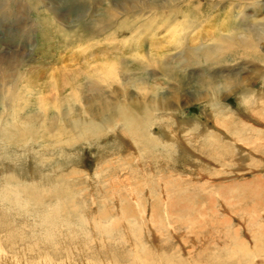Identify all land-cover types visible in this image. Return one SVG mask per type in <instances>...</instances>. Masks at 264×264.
I'll list each match as a JSON object with an SVG mask.
<instances>
[{
    "label": "rangeland",
    "instance_id": "1",
    "mask_svg": "<svg viewBox=\"0 0 264 264\" xmlns=\"http://www.w3.org/2000/svg\"><path fill=\"white\" fill-rule=\"evenodd\" d=\"M41 1L50 10L45 12L28 0H0V64L29 69L27 73L25 71V76L22 75L26 78L20 82L22 86L31 88L34 94L25 114L42 113L36 103L39 96L44 97L46 106L45 112L31 126L25 122L24 112H18V106L15 105L16 110L3 108L0 102V243L3 252L17 257L20 252H26V260L41 262L38 252L47 251L58 262L64 260L63 255L67 251L77 255L79 245L82 250L95 251L96 241L106 238L107 251L114 254L127 249L123 240L125 228L130 230L127 233L136 237L134 239L138 241L140 238L139 246L149 247V241L146 240L147 243L144 238L149 236L151 239L153 224L164 235L162 243L157 244L160 250L165 251L169 249L168 244L171 247L176 245H173L172 236L167 234L159 220L160 214L168 208H158L156 222H150L151 202L144 204V200L149 189L154 190L155 186L176 185V190L171 187L165 189L168 200L176 201L168 205L171 206L169 210L180 212L172 214L170 220L179 223L175 228L177 232H196L192 252L194 257L207 263V257H203L204 251H223L242 239L248 244L250 255L238 264H252L255 258L264 257V251L256 247V236L264 231V140L250 138L245 141L253 151L248 158L234 153L202 152L208 153L216 163L209 170L199 167L206 177L194 173L187 163L181 165L175 155H168V152H141L144 162L142 173L132 152H120L115 146L118 140L112 134L111 121L107 119L109 122H106V118H103V122L101 118L94 122L90 114L83 111L85 108L79 95L81 90L82 97L102 101L110 95L111 99L110 91L119 86L100 82L97 71L104 64L109 69L118 68L117 73L124 65L128 73L140 77L144 74L143 78L151 88L155 87V80L158 84H166L159 85V92H156L168 94L176 91L177 95L183 97L182 103L186 105L184 113L175 116L177 125L183 126L186 122L192 123L193 119L198 120L200 116L207 122L203 116L205 105L195 104L205 89L201 83L211 79L210 83L219 85L232 70L226 68L227 65L213 67L205 64L202 65L204 67L185 72L182 69L173 70L171 63L173 67L181 60L161 59L160 56L178 55L176 53L179 51L171 48L176 47L174 42L180 38L175 40L162 30L157 31L153 39L147 36L150 30L140 28L139 24L129 30H119L121 28L115 24L103 32H94L92 21L100 13L110 11L109 8L115 5L122 10L127 7L128 10H137L142 7L137 0ZM141 1L144 2V9L154 7L151 11L160 16L159 20L166 17L170 25L180 24L182 27V22H188L194 27L187 29L189 35L184 39L187 42L196 34V29L209 30L213 27L212 31L217 29L222 33L240 26L236 17L245 11L247 4L243 0L238 2L233 9L235 20L230 21L227 28L229 6H222L224 4L218 7L208 1L197 4L192 0L189 7L193 6L182 10L184 6L181 0ZM195 5L199 7L198 11L193 9ZM157 8L163 9L160 12L155 10ZM172 8L178 10V14L168 13ZM120 9L116 12L124 14ZM248 11L251 15V10ZM261 11L257 15L260 19L264 17V9ZM148 12L149 9H146L145 13ZM128 14L133 13L127 12L125 15ZM197 18L199 21H196ZM260 19H257L258 23ZM155 20L157 22L153 25H159L157 17ZM108 23L111 25V20ZM197 23L200 24L197 26ZM154 28L151 29L154 31ZM184 41L181 44L186 43ZM154 43L167 49V53H155L151 47ZM18 61L25 66L19 65ZM157 61H163V65H149V62ZM230 64L228 66L233 65ZM164 65H169L168 70ZM238 68L236 72L239 75H247L245 66ZM14 72L20 73L17 69ZM166 73L172 80L163 77ZM27 78L32 79L28 81L30 84ZM260 83L254 89H260ZM135 85L137 89H130L134 93L143 92L146 97L151 95ZM228 104L234 109L238 108L234 97ZM95 105L92 103V110L97 109ZM174 124L169 127L173 125L176 128ZM210 125L215 127L214 123ZM26 126L32 128L31 132H27ZM162 129L163 126H156L152 132L158 136ZM146 184L147 187H144ZM161 188L156 192V199L163 194ZM226 221H230V224ZM192 222L195 223L190 228L183 226ZM180 224L183 227L180 228ZM236 229H240L239 239L225 241L228 233L232 234ZM246 232L251 241H248ZM188 239L191 242L192 237ZM201 242L205 243L204 246L200 245ZM92 260L95 261L94 258ZM129 260L131 257H127Z\"/></svg>",
    "mask_w": 264,
    "mask_h": 264
},
{
    "label": "bare ground",
    "instance_id": "2",
    "mask_svg": "<svg viewBox=\"0 0 264 264\" xmlns=\"http://www.w3.org/2000/svg\"><path fill=\"white\" fill-rule=\"evenodd\" d=\"M28 1L29 2L32 1L35 7L37 5L40 7V9H43V11L45 10V12L50 10L41 0H28ZM177 1L180 0H171V2H177ZM195 1L196 2L194 3L197 4L208 1L212 4L215 3V5H217L218 7L220 6V4L221 5L224 4L222 6L225 5L229 6L228 8L229 11L227 14L228 16V21L226 25L227 28L229 27V22L235 20L233 16L234 14L233 9L235 8V6L238 5V2H240V0H195ZM243 1L247 2L245 6L246 7L245 11L242 12V14L240 13L241 15L236 17V20L239 21L240 26L237 27L234 26L231 29H227L223 31L222 33L216 31L217 29L212 31L213 27L212 29L210 28L209 30H207V28L205 29L201 28L199 31L196 29L197 31L196 34L193 35V37H191L188 42L187 40L184 41L185 37L189 35L187 29H190V27H192L188 22L181 21L182 22V27H181L180 24L170 25L169 23H167L168 21L166 17H162L159 20L160 16L156 15L151 11L152 9H154V7L148 6L144 9V2H142L141 0H137V2L141 3L142 5V7L140 8L138 7L139 9L137 10H135L134 8L128 10L129 7L127 6H126L127 8H124L122 10L115 5L114 8L113 7L109 8L110 11L103 12L104 14L100 13L95 19L92 18L93 19L92 22L94 24L93 27H95V31L94 30L93 31L95 33L96 30H102L103 32L104 29H108V26L112 27L115 24L116 27L121 28L119 30H129L130 28H132V26L135 27L137 24H139L140 28L145 27L147 30H150L149 35L147 34L146 35L148 37H151L152 39L156 38L157 36L156 32L157 31L159 32L161 30L168 35L171 34L172 38H174L175 40L176 38H180V40L174 42L176 44V47L171 48V50L175 49L179 51L176 53L178 55H169V56L163 55L164 57L163 56L161 57L159 55L161 59L162 58L169 60L172 59L173 61L181 60V63L173 67L171 66L172 65L171 63L170 67L173 70L182 69L185 72V70L194 69L198 67L201 68L204 67L205 65L213 66V67L216 66L219 67L220 65H227L226 68L232 70L231 72H229V77L224 78L225 80L220 82L219 85H214L213 83H210L209 81L211 79L201 83L205 89L203 93H200L199 99L195 100V104L205 105V107L203 108V116L205 117L208 123L204 122V120L200 116L198 120L193 119L192 121L191 119L192 123L186 122L183 126L177 125V120L175 119L176 118L175 116H178V114L181 115L184 108L186 107V105L182 103L183 97L181 98L180 95H177L176 91H172L168 94L158 93L159 92L158 89L160 88L159 85L165 86L166 84L164 83L158 84L157 83L158 81L155 80L154 81L155 87L152 86L153 88H151L148 85V82L144 80L143 78L144 74L142 77H140L138 74L128 73L129 72L128 70H124L123 68L124 65L122 66V69L117 73L116 71L118 68L116 69L115 67H111V69H109V67H106L104 64H102L101 65L102 67L99 68L100 70L97 71L98 72L97 77L100 79V82L102 83L107 82V84L112 83L114 85L119 86V88L116 89L111 88L112 91L110 92L112 94L111 96L112 98L110 99L109 98L110 95L108 96L110 100L104 97V99L102 101L100 100L101 101L100 102L98 100L96 101V99L94 98L89 99L88 98L89 96L82 97L81 90L80 91L78 90L79 95L82 97V98L80 97V99L84 104V108H85V109L83 108L84 109L83 111L87 112V114H90V116L92 117L91 119L94 120V122L96 120L98 121V119L101 118L102 121L103 118H106V122L108 121L107 119L111 121L113 126L112 134L115 137V139L118 140L117 141L118 145L115 146L119 148L120 152H126V153L132 152V157H134L133 159L135 160V162L137 160V166L139 167V170L142 173H143L142 169H144V162L142 160L141 152H168V155L173 153L175 157L179 160L181 165L187 163L194 169V173L196 172L202 177H206L204 173L199 171V167L203 166L209 170L216 163L214 162V160H212V158L208 153H202V152H222V153L224 152L226 154L234 153V155L237 154L238 156L241 157L245 156L244 158H248L249 154L253 151L250 149V147H248V145H246L245 141H247L250 138H253V140H260V141L264 140V17L260 19L257 16L259 13L262 12L261 10L264 9V0H243ZM181 3H183L184 7L182 8V10H184L190 6L192 0H181ZM194 8L196 11L199 10V7L197 5H195L193 9ZM118 9L123 11L124 14L121 12H116L118 11ZM146 9H149L150 13L149 12L145 13ZM162 9L163 8H157L155 10L161 12ZM248 10H251L250 11L251 15L248 14L249 12ZM127 12L128 13L132 12L133 14L132 15L128 14V16H126L125 14H127ZM177 12L178 10L173 8L168 10V13H172V14H176ZM156 17L157 20L160 21L159 25L158 24L153 25L154 23L157 22L155 20ZM200 19H203V17H200ZM257 19H260L259 21L261 22L258 23ZM107 20L109 21L111 20V25L108 23L109 21ZM196 21H199L198 18L196 19ZM198 24L200 23H197V26ZM150 25L151 26L153 25L151 28L155 27L154 31L150 27H147ZM192 28L195 29L194 27ZM181 41H184L186 43L181 44ZM157 44L159 43L157 42ZM157 44L154 43L152 44L153 46H151L155 53L162 54L163 52H165V50H167ZM261 45L263 46L261 47ZM239 61H242V63H239ZM230 63H233V65L228 66V64ZM20 64L21 66L24 65L19 62V65ZM203 64L205 65L202 66ZM149 65H152L153 67H155V65L160 67L161 65H163V61L149 62ZM238 66L239 67L245 66L246 72L245 71L244 72L247 75L244 76L239 75L236 72V70H239ZM138 68H140V66ZM164 68L168 70L169 65H164ZM16 69L17 71L19 70L20 73L15 74L14 71ZM26 70L29 69H25V68L21 69V67L18 65L15 66V68H12L9 66V64L8 65L0 64V102H2L3 108L5 107L8 109L9 108L15 109L18 106V108H20L18 112L21 111L20 114L24 112L23 115L24 116L26 115V117H24L25 122L31 124L32 126L36 122V120L45 112L44 108L46 106L44 104L45 103L44 97L39 96L38 98H36V103L39 105V110H42V113L25 114L27 108L31 105V102L34 99V94L32 89L29 87L26 88V86L24 85L23 87L21 85L23 83L20 84V82L26 78L24 77ZM92 70H96V69H92ZM12 74L15 75L13 76ZM22 75L24 76L22 77ZM168 76L170 75H168L167 73L163 75L164 78L170 79L171 77ZM9 78L12 79L9 80ZM31 78H27V82L32 81ZM258 82H262L260 83L261 84L260 89L257 88L254 89V86L256 87V84ZM31 84H34V82H31ZM135 84H137L138 87L140 86L142 88L140 90L149 91L151 95L146 97L143 92L134 93L130 89L132 88L137 89V86ZM35 86H37V84ZM170 87H174V86L171 85ZM106 89H108V87ZM147 94L148 93L146 92V95ZM233 97L237 100L238 103V108L236 109H234L228 104V101ZM92 103L96 104L95 105V107H97V109L95 108L96 110L91 109L93 108L91 106ZM183 116H185V114ZM172 123H175L174 125H177L176 128L173 125L169 127V125H171ZM210 123H212V125L214 123L215 127L212 128ZM106 125L104 126L106 127ZM156 126H163L162 132H160L161 135L158 136L156 135L157 137L154 134L155 132L154 133L152 132ZM26 129L27 132H31L32 130L30 126H26ZM160 129L161 128L159 127V130ZM227 138H229L230 141ZM144 187H147V184ZM169 187L173 188V190H176L177 186L176 185L165 186L161 188L160 185L157 187L155 186L154 190L149 189V192L147 193L148 196H146L144 200V204H148L149 202H151L150 203L151 210H150V218H149L150 222H153V220L154 222H156L155 218L159 215L157 213L158 208H160L161 210H164L165 209L164 207L168 208V210L166 209L164 210V213L160 214L159 220L162 221L161 225H164V227L166 228L168 232L166 233L172 236L171 240L173 245L176 244L175 247H171L172 245L169 246V244L167 243L169 246V247L167 246V248L169 249H166L165 251L160 250L157 242L162 243L163 240L161 238L164 235L162 233H159L154 228L155 226L153 224L151 228L152 233L150 234L151 239L149 238V236L145 237L146 239L144 238V241L146 240L149 241L150 243L148 244L150 245L149 247L146 245H144L143 248L139 246V242H141L140 238L138 242L137 239H134L135 236H133V234L127 233L130 230L127 231V229L125 228L124 231L126 234L124 235L125 239L123 238V240L125 247L129 251H127V249L124 248V250H122L121 252L118 251L114 254H111L109 252L110 250L107 251L108 248L105 242L106 238H102L99 242L96 241L97 248L95 249V251L91 252L89 250L86 251L82 250L79 245L78 246L79 251L77 255H75L74 253H72L73 254L72 255L70 251H67L63 255L64 260L56 262L51 257V255H49L47 251L42 252L40 250L38 253L41 262H35L32 260H26L27 257L26 252H20L18 257L10 256L4 253L2 249V245L0 243V264H238L239 262L244 261V259H246L250 255V253L247 250L248 244H246L244 242L245 240L242 239L239 240L232 247L227 248L223 251L222 250L218 252L214 250L204 251L203 257L204 258L205 256L207 257L208 259L207 263H204L200 259L194 257L192 252L194 251L193 246H195V240H196L194 234H196V232L193 230L189 232L178 230L177 232V230L175 229L177 228L176 226L179 223L171 221L170 218L172 217V214L180 213V212L169 210L171 206L169 207L168 205L176 202V201L172 202V200L171 201L168 200L169 199L168 191L165 192V189L167 190ZM160 188L162 189L163 194L161 193L162 195L159 196L160 198L156 199L155 198L157 195L156 192L159 191ZM225 211L228 212L227 210ZM201 216H204V214ZM193 223L195 222L185 224L183 226L190 228V226L194 225ZM227 223L230 224V221ZM179 226L180 228L183 227L181 224ZM223 233H225V231H223ZM228 234H227L228 236L224 238L225 241H229L232 239L233 240L239 239L240 229H236L232 234L231 233ZM245 235L248 237L247 232L245 233ZM189 237H192V239H190L191 242L188 239ZM248 241H251L250 237H248ZM256 242H257L256 245L257 249H259V251L260 250L264 251V231L256 236ZM204 244H205L204 242L200 243L201 246H204ZM184 256H186V258H184ZM127 257H131V260L127 261ZM93 258L95 259V261L92 260ZM252 264H264V257L255 258V261H253Z\"/></svg>",
    "mask_w": 264,
    "mask_h": 264
}]
</instances>
